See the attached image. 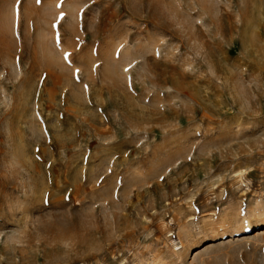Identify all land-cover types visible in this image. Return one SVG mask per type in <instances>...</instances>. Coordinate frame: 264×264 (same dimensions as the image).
Returning a JSON list of instances; mask_svg holds the SVG:
<instances>
[{
    "label": "rangeland",
    "instance_id": "rangeland-1",
    "mask_svg": "<svg viewBox=\"0 0 264 264\" xmlns=\"http://www.w3.org/2000/svg\"><path fill=\"white\" fill-rule=\"evenodd\" d=\"M0 264H264V0H0Z\"/></svg>",
    "mask_w": 264,
    "mask_h": 264
},
{
    "label": "snow or ice",
    "instance_id": "snow-or-ice-1",
    "mask_svg": "<svg viewBox=\"0 0 264 264\" xmlns=\"http://www.w3.org/2000/svg\"><path fill=\"white\" fill-rule=\"evenodd\" d=\"M37 2L39 3V2H40V0H37ZM61 18H63V14H61Z\"/></svg>",
    "mask_w": 264,
    "mask_h": 264
}]
</instances>
